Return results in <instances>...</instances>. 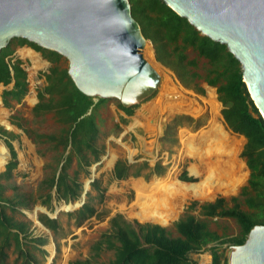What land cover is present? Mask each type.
I'll return each instance as SVG.
<instances>
[{
  "label": "trees",
  "instance_id": "obj_1",
  "mask_svg": "<svg viewBox=\"0 0 264 264\" xmlns=\"http://www.w3.org/2000/svg\"><path fill=\"white\" fill-rule=\"evenodd\" d=\"M129 2L132 16L140 25L143 36L152 42L157 60L170 69L185 88H191L194 84L193 90L203 94L202 88L194 83L200 78L208 86L216 88L217 99L222 105L220 114L224 124L232 133L246 139L241 157L250 173L246 186L237 197L230 199L231 207L226 206L223 198L200 207V213L205 219H233L238 228L236 235L219 236L209 228L207 220H199L191 215L184 216L174 223L177 233L175 237L158 225L144 224L134 227L120 215H115L109 220L108 230L91 248L94 253L92 258H99L102 251H113V258L106 264H197L190 259V255L199 253L211 244V264H227L225 251L219 253L221 246L226 245L229 248L241 245L254 226L264 225V122L248 95L239 62L224 45L200 35L186 19L178 16L161 0ZM22 46H29L40 52L52 65L43 73L45 85L37 91L38 102L32 108V115L38 118L51 113L62 129L56 134L32 136L21 123H11L22 129L36 144L41 141H56L55 150L58 152L60 170L58 174L57 171L53 173L44 183L47 182L52 189L55 188L58 200H77L82 193V185L77 181L78 171L69 175L68 169L73 158L76 159L78 167L84 168L99 160L101 149L97 145L99 128L95 117L107 99L94 101L78 91L67 74V67L59 66L64 59L61 55L42 49L25 39L13 38L6 48L0 51V85H11L1 94L4 107L11 108V101L19 104L28 92L27 73L22 61L14 56L15 48ZM188 50H192L197 58L205 60L204 76L194 71L198 62L188 58ZM118 108L127 116H131L136 106L123 108L119 104ZM0 138L10 154L5 170L0 173V264H8L11 248L22 259V264H39L31 254V249L45 255L40 246L46 241L33 238L25 222L15 221L5 211L6 208L14 211L16 206H26L22 201L24 197L16 195L15 187H12L13 191L16 190L12 198L5 195L17 165V155L12 145L17 135L0 127ZM68 148L69 152L65 155ZM154 170L157 175L161 174L159 166ZM128 175L129 167L124 162L117 161L113 168L114 178L120 180ZM135 176H138V173H135ZM180 180L191 181L192 178L184 176ZM98 183L94 180L90 184L91 188L98 191ZM196 205L197 203L193 202L190 208ZM95 213L93 206L86 202L69 215L73 216L76 225L80 226ZM38 219L53 233L59 227L56 219L46 215H41ZM68 264L92 262L75 260Z\"/></svg>",
  "mask_w": 264,
  "mask_h": 264
},
{
  "label": "rangeland",
  "instance_id": "obj_2",
  "mask_svg": "<svg viewBox=\"0 0 264 264\" xmlns=\"http://www.w3.org/2000/svg\"><path fill=\"white\" fill-rule=\"evenodd\" d=\"M26 48L27 46L16 47L15 58H23L25 54L23 52ZM187 55L189 59L197 60L198 67L194 71L204 76L205 60L197 58L192 50H188ZM40 56L41 54L36 51V54L33 53L29 56L32 60H30L31 63L22 60L28 82V92L22 101L19 104L11 101V108L4 107L0 101V116L6 122V125L4 123L0 124V127H7L10 129L9 132L17 135V139L12 142L17 155V165L12 172V179L9 181V188L5 195L12 198L17 190L16 195L24 197L22 201L26 203V206H16L14 211L8 208L5 211L15 221L25 222L32 232L33 238L46 241L43 246H40V249L45 251V255L36 249H31V254L39 264H68L75 260H91L92 264L108 263L113 258V251H102L99 258L93 259L92 255L94 253L91 248L100 240L101 235L108 230L109 220L115 215H120L134 227L144 224L158 225L174 237L177 236L174 223L187 215L194 216L199 220H207L209 228L219 236H233L238 233L237 225L233 219L218 217L205 219L200 213V207L213 203L218 198L225 199L226 206L231 207L230 199L237 197L241 189L246 186L250 172L241 157L245 144L244 137L230 132L225 126L220 114L222 105L217 99L216 88L203 83L200 78L194 82L198 87L203 88V94L198 95L192 88L194 84L188 89L183 87L175 74L168 68H161V70H164L165 76L169 78L173 87L179 91L186 102L196 105L198 110L188 113L176 109L160 108L153 113L150 112L151 114L148 117L143 116L142 108L152 104L159 95L160 86L165 81L163 76H161L162 80L152 99L153 101L151 100L143 106L136 105L131 116H127L118 108L119 102L117 100L107 99V102L99 108L95 117L99 128L97 145L101 149L99 160L92 163L90 167L84 168L78 167L76 159L73 158L68 169L69 175H73L75 171H78L77 181L82 185V189L92 176L93 181L97 180L99 182L98 191L89 186L88 195L85 198V203L89 202L96 213L80 226H77L74 217L69 214L80 208V206L73 208L74 204L80 201V198L68 202L58 200L54 189L47 182L44 183L58 169L59 157L58 152L55 150L56 141L51 143L41 141L36 144L22 129L11 124L12 121L21 123L32 136L35 134H56L62 129V126L51 113L38 118H34L32 115V108L38 102L37 91L45 85L43 73L51 67V64L47 61L46 64L45 61L40 59ZM151 61L154 62L153 57ZM59 66L62 68L68 67L67 60H61ZM10 87L11 85L8 87L0 86V94L4 89ZM182 88L186 89L187 92ZM213 104L216 111L212 114L211 107ZM212 116H214L215 125L220 128L223 134L224 142L222 146L220 145L221 140L218 143L214 142V132L216 131L212 125ZM10 125L17 130H12L13 127ZM184 143L188 144L190 152L193 153L197 150L195 152L199 155L192 159L186 154ZM209 145H213L215 148L221 147L223 153L219 157L230 165L228 166L230 169L229 180L236 182L233 192L215 194L207 191V195L203 199H181L176 195L169 197L166 200L168 203L160 206L165 209L169 208L170 211L164 209L165 213L172 212L175 207L179 208V213L176 212V216L174 214L173 218L163 224L141 220L128 214L132 205H140L145 202V200L138 197L137 192L133 191L132 185L139 183L150 187L153 184L150 190H143L150 193L155 192L160 187L161 193L165 194L171 190L175 191L176 183H198L200 179L194 178L189 169L192 165L199 167V164L194 161L205 153ZM3 146L5 145L0 139V153L4 155V164L0 167V173L5 170L6 163L9 161L6 156L7 149L4 150ZM69 149H67L65 155L68 154ZM117 161H122L129 167V175L124 179L117 180L113 176V168ZM157 166L161 168L160 175H157L154 170ZM135 173H138V176H135ZM184 176L192 178V180H180ZM12 187H15L16 190L13 191ZM48 196H50L49 199ZM193 202H196L197 205L190 208ZM67 208L72 209L67 211ZM56 211L57 215L54 218L49 217L56 219L59 224L55 233L46 232L33 219L34 214L39 218L41 215L47 216V213L52 216ZM210 248L211 244L204 247L199 253L191 254L190 259L197 264H211ZM225 249L227 250L226 245H222L219 253L225 251L226 254ZM50 258L51 262L49 261ZM8 264H22V259L13 252L12 248L9 250Z\"/></svg>",
  "mask_w": 264,
  "mask_h": 264
},
{
  "label": "water",
  "instance_id": "obj_3",
  "mask_svg": "<svg viewBox=\"0 0 264 264\" xmlns=\"http://www.w3.org/2000/svg\"><path fill=\"white\" fill-rule=\"evenodd\" d=\"M161 1L239 62L248 95L264 122V0ZM13 38L61 55L78 91L94 101L115 99L123 108L148 104L161 83V75L142 54L147 44L154 64L166 68L133 18L129 0H0V51ZM92 181L93 176L73 208L85 203ZM33 219L50 233L36 214ZM225 255L227 264H264V225L254 226L244 243L230 246Z\"/></svg>",
  "mask_w": 264,
  "mask_h": 264
},
{
  "label": "bare ground",
  "instance_id": "obj_4",
  "mask_svg": "<svg viewBox=\"0 0 264 264\" xmlns=\"http://www.w3.org/2000/svg\"><path fill=\"white\" fill-rule=\"evenodd\" d=\"M143 56L154 66V68L158 71V73L165 78V81L160 86L159 95L155 98L152 104H148L147 106L142 108V115L148 117L151 113H153L156 109H176L178 111H185L188 113H193L198 110L196 105H192L190 102H186V100L181 96L179 91L175 89L170 82L169 78L165 76L161 67L159 65H155L153 61H151L153 57V52L151 46L147 44L142 52ZM152 54V56H151ZM27 57L30 56V52L25 53ZM32 58V57H31ZM210 94V93H208ZM153 101V100H152ZM212 114L216 111V107L213 104L211 107ZM151 112V113H150ZM213 117V128L216 132L214 142L218 143L221 140V146L224 142L223 134L220 131V128L215 125L214 116ZM6 125V122L0 116V124ZM12 127V126H11ZM133 127V125H131ZM205 144V143H204ZM202 145V144H201ZM186 154L189 155L192 159L198 156L199 154L195 151L190 152L188 149V144L184 143ZM208 149L201 156L197 157L194 162L199 164L198 166L192 165L189 169L192 176L196 179H200V181L196 184H188V183H176L175 191L171 190L162 194L161 188H157L155 192L147 193L143 189L150 190L153 184L149 186H144L142 184L132 185L133 191L137 192L138 197L141 200H145L142 204H134L128 211L130 216L139 218L141 220H150L152 222H161L166 223L169 219L176 216V212H178L179 208H176L170 212L165 213V211L169 210L161 207V204H167L166 200L169 197L174 195L179 196L181 199L184 198H195V199H203L207 195V191L213 193H223L227 194L229 192H233L236 187V182L234 180H229V172L230 166L225 160H222L219 156L222 155L221 147H214L213 145H209ZM205 150V149H204ZM203 150V151H204ZM229 154V153H228ZM227 154V155H228ZM231 155V154H230ZM228 158V157H227ZM229 160V159H227ZM4 164V155L0 153V167ZM173 195H172V194ZM165 197H164V196ZM180 199V200H181ZM206 200V199H204ZM166 202V203H165ZM179 202V201H178ZM154 204V208H153ZM165 209V211H164ZM172 209V208H171ZM139 210L138 212H135ZM170 211V210H169ZM179 213V212H178Z\"/></svg>",
  "mask_w": 264,
  "mask_h": 264
},
{
  "label": "crops",
  "instance_id": "obj_5",
  "mask_svg": "<svg viewBox=\"0 0 264 264\" xmlns=\"http://www.w3.org/2000/svg\"><path fill=\"white\" fill-rule=\"evenodd\" d=\"M22 47H23V46H22ZM15 49H16V48H15ZM27 52H30V55H32L33 53L36 54V51H35L34 49H32L31 47H29V46H27V48L24 49L23 54H24V53H27ZM39 53H40V52H39ZM14 54H15V53H14ZM40 54H41V53H40ZM18 59H20L21 61L23 60L24 62H27V61L30 62V60H31V59L29 58V56L27 57L26 55H24L23 58L19 57ZM40 59L43 60V61H45V63H46V61H47L46 59L43 58L42 55L40 56ZM23 61H22V63L24 64ZM31 61H32V60H31ZM30 63H31V62H30ZM47 63H49V62L47 61ZM47 63H46V64H47ZM23 64H22V66H23ZM51 66H52V65H51ZM24 69H25V68H24ZM48 69H49V68H48ZM47 71H48V70H47ZM47 71H46V72H47ZM46 72H45V73H46ZM216 95H217V94H216ZM0 101L2 102L1 94H0ZM2 104H3V103H2ZM16 104H17V103H16ZM8 123H9V122H8ZM9 124H10V123H9ZM11 124H12V123H11ZM12 125H13V124H12ZM12 125H11V126H12ZM1 126H3V125H1ZM225 126H226V125H225ZM12 127L14 128V131L17 130L14 126H12ZM3 129L5 130L4 126H3ZM12 130H13V129H12ZM6 131H8V130H6ZM230 131H231V130H230ZM231 132H232V131H231ZM0 139H1V138H0ZM1 140H2V139H1ZM2 141H3V140H2ZM3 143H4V142H3ZM5 147H6V146H5ZM6 149H7V148H6ZM7 151H8V149H7ZM8 152H9V151H8ZM9 159H10V157H9ZM7 163H8V162H7ZM7 163H6V164H7ZM60 166H61V164H60ZM60 166H59V168H58L56 174H58V172H59V170H60ZM90 184H91V183H90ZM90 187H91V186H90ZM53 189H54V191H55V188H53ZM82 193H83V189H82ZM82 193H81V194H82ZM86 194H87V193H86ZM80 196H81V195H80ZM79 198H80V197H79ZM79 198H78V199H79ZM80 207H81V206H80ZM38 220H39V219H38ZM42 225H43V224H42ZM43 226H44V225H43ZM44 227H45V226H44ZM45 228H46V227H45ZM46 229H47V228H46ZM49 231H50V230H49Z\"/></svg>",
  "mask_w": 264,
  "mask_h": 264
},
{
  "label": "flooded vegetation",
  "instance_id": "obj_6",
  "mask_svg": "<svg viewBox=\"0 0 264 264\" xmlns=\"http://www.w3.org/2000/svg\"><path fill=\"white\" fill-rule=\"evenodd\" d=\"M176 76V75H175ZM178 79V78H177ZM179 81V80H178ZM179 83H180V81H179ZM203 83H205V82H203ZM181 84V83H180ZM206 84V83H205ZM182 85V84H181ZM183 86V85H182ZM184 87V86H183ZM211 87V86H210ZM200 88H202L201 86H200ZM215 88V87H214ZM202 90H203V88H202ZM198 94V93H197ZM198 95H201V94H198Z\"/></svg>",
  "mask_w": 264,
  "mask_h": 264
}]
</instances>
